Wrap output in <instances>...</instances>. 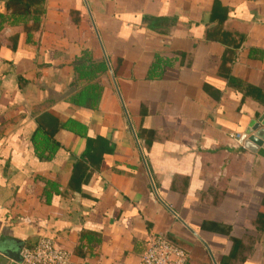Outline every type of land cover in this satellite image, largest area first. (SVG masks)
Instances as JSON below:
<instances>
[{
  "label": "crops",
  "instance_id": "1",
  "mask_svg": "<svg viewBox=\"0 0 264 264\" xmlns=\"http://www.w3.org/2000/svg\"><path fill=\"white\" fill-rule=\"evenodd\" d=\"M44 9L37 31L0 23V264L41 238L75 262L134 264L150 235L193 264H264V154L242 143L264 115V0ZM84 55L106 74L78 80ZM156 58L169 66L148 80ZM92 86L95 109L70 103ZM39 118L56 145L32 142Z\"/></svg>",
  "mask_w": 264,
  "mask_h": 264
},
{
  "label": "trees",
  "instance_id": "2",
  "mask_svg": "<svg viewBox=\"0 0 264 264\" xmlns=\"http://www.w3.org/2000/svg\"><path fill=\"white\" fill-rule=\"evenodd\" d=\"M3 8L4 13H0V23L5 19H12L13 23H21L26 32L37 31L40 28L41 18L45 13L44 0H4ZM29 23H31L30 26L28 25ZM168 66L169 63H165L156 58L148 71L147 79H159L161 73L157 70L159 68L166 69ZM73 71L78 80L93 81L97 79L98 76L106 74L107 66L104 62L94 64L91 60L87 59L86 55H84L74 62ZM88 99L90 100V103H87ZM99 99L100 89L97 86H92L80 91L70 103L79 107L95 109L98 105ZM38 123L40 134L36 133L32 138V142L36 144L38 148H40V146L46 147L49 144L56 145L53 135L51 136L48 134L42 118L38 119ZM74 125L76 128L74 130L79 132V134L84 131L83 126L75 122ZM141 139L146 147L151 143V138L146 137V135L144 137L142 136ZM258 220L262 222L264 221V206H262L260 214L258 215Z\"/></svg>",
  "mask_w": 264,
  "mask_h": 264
},
{
  "label": "built area",
  "instance_id": "3",
  "mask_svg": "<svg viewBox=\"0 0 264 264\" xmlns=\"http://www.w3.org/2000/svg\"><path fill=\"white\" fill-rule=\"evenodd\" d=\"M233 138V137H232ZM236 140L240 136L235 137ZM20 264H86L75 262L71 253L50 239L41 238L32 247L22 248ZM134 264H193L186 251L165 236L150 235L145 249Z\"/></svg>",
  "mask_w": 264,
  "mask_h": 264
},
{
  "label": "water",
  "instance_id": "4",
  "mask_svg": "<svg viewBox=\"0 0 264 264\" xmlns=\"http://www.w3.org/2000/svg\"><path fill=\"white\" fill-rule=\"evenodd\" d=\"M243 148L254 154H264V115L257 121H251L243 135ZM20 251L7 252V258L20 264Z\"/></svg>",
  "mask_w": 264,
  "mask_h": 264
}]
</instances>
